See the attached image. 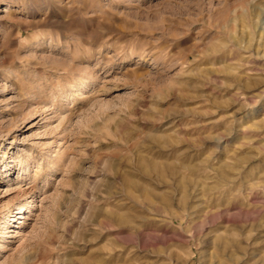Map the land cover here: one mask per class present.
I'll return each mask as SVG.
<instances>
[{
	"label": "rangeland",
	"instance_id": "rangeland-1",
	"mask_svg": "<svg viewBox=\"0 0 264 264\" xmlns=\"http://www.w3.org/2000/svg\"><path fill=\"white\" fill-rule=\"evenodd\" d=\"M0 264H264V0H0Z\"/></svg>",
	"mask_w": 264,
	"mask_h": 264
}]
</instances>
